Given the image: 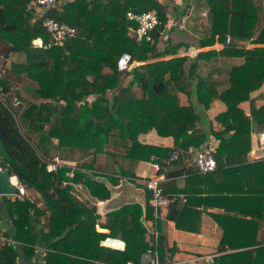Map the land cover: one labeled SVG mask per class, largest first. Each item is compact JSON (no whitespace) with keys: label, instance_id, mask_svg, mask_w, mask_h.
Returning <instances> with one entry per match:
<instances>
[{"label":"trees","instance_id":"trees-1","mask_svg":"<svg viewBox=\"0 0 264 264\" xmlns=\"http://www.w3.org/2000/svg\"><path fill=\"white\" fill-rule=\"evenodd\" d=\"M31 1L0 0V38L7 44L0 57V166L8 168L43 196L42 207L16 199L10 203L27 207L22 226L32 227L27 211L33 210L36 218L38 214L45 217L48 229L42 231V238L54 239L44 256L46 264H65L57 260L61 239L56 238L62 236L68 226L72 229L73 223L76 227L70 231L72 234L85 237L88 233L91 237L82 246L86 250L76 252L97 257L90 251L106 233L97 232L94 227L93 202L77 197L72 189L84 184L93 199H106L110 189L101 179L103 173L114 182L134 176L118 159L113 146H123L124 159L151 160L164 165L172 149L184 150L175 161L190 158L186 150L201 147L211 135L218 139L214 149L216 168L199 173L192 167L194 171L189 178L220 181L227 186L217 189V192L225 189L226 193L215 195L214 191L212 197L237 202L231 205L222 202L225 216L215 215L224 229L219 249L235 248L236 243L230 239L233 233L257 223L256 218L261 216L255 211L248 217L251 219H244L245 212L239 206L243 198L258 189L259 170L264 165L263 158L251 161L246 157L251 146L252 123L264 127V103H257L264 98V92L250 96L264 81L261 0H206L212 15L209 35L211 40L217 35V40L224 44L222 49L138 64L130 70L127 84L122 78L124 71L117 67L121 52H129L134 61L176 51L177 45L157 48L169 19L170 0H57L54 6L41 12L28 7ZM150 9L155 11L158 23L149 31V39H140L134 32L138 22L130 19L127 11ZM47 16L74 26L75 33L61 44L45 45L51 39L42 25ZM37 37L42 39L43 46L33 43ZM248 42L258 45L247 47ZM11 52L24 53L25 61H10L5 65ZM227 58L231 60L228 67L213 64ZM23 75L36 82L35 96L28 98L30 94L22 87L25 83H21ZM137 87L142 90L141 95ZM181 93L186 99H181ZM89 95L94 97L90 100ZM214 99L222 101L225 109L209 116L207 110ZM246 99L250 103L249 114L239 106ZM152 128L159 135H171L173 146L140 142L138 134ZM34 132L37 136L33 141L31 133ZM51 148L79 150L83 155L104 153L113 156L112 168L103 171L91 160L74 165L73 176L67 175L72 165L52 171L46 167V160L52 156L49 155ZM263 186L264 183L261 188ZM51 189H55L56 197ZM147 191L145 211L141 203L128 202L107 213L105 224L110 229L109 234L125 241L123 250L103 247L111 254L107 256L109 261L136 263L146 251L152 255L157 251L159 264L173 261L176 247L166 245L161 219L154 217L149 203L152 194ZM183 191L187 192L185 187ZM211 192L205 188L206 194H213ZM171 194H167L169 200L174 199ZM183 207V212L188 211V203ZM169 208L168 216L171 215V206ZM82 214L86 218H81ZM175 224L182 228L177 219ZM15 225L16 230L21 227L18 220ZM154 226L158 232L156 241ZM7 250L13 249L7 247ZM4 251L0 249V264ZM214 260L218 264H264V246L225 252ZM13 261L14 254L6 264Z\"/></svg>","mask_w":264,"mask_h":264},{"label":"crops","instance_id":"crops-1","mask_svg":"<svg viewBox=\"0 0 264 264\" xmlns=\"http://www.w3.org/2000/svg\"><path fill=\"white\" fill-rule=\"evenodd\" d=\"M261 4L264 15V0H261ZM169 8V19L164 26L161 38L157 43V48L162 50L172 45H177L176 51L148 58L146 60L132 61L131 67L128 70H123L124 73L122 74V78L125 84L128 83L131 77L129 73L130 70L138 64L165 59L172 56L187 55L192 57L200 51H206L209 49H215L218 51L224 46L222 42L217 40V35H215L214 40H211L210 38L209 34L212 26V15L206 0H170ZM233 40L234 38L231 36V41ZM0 42H3V44L0 45V52H3L2 48L6 50L7 44L1 39ZM254 45L258 44L250 42L246 44L247 47ZM8 57H10V61L23 62L26 59L25 54L22 52H11L6 59H8ZM230 61L231 60L227 58L224 62L222 61L220 63L215 61L213 64L221 66L225 65L228 67ZM87 77L89 78V76ZM22 80L21 83L28 84L23 78ZM19 81H21V79ZM30 84L35 86L34 89H36L37 84L35 81L30 80ZM261 90L264 91V81L258 89L250 92V96L257 94ZM136 91L141 95L142 90L139 87L136 88ZM180 96L181 99H186L185 94L181 93ZM93 97V95H89L87 98L91 100ZM257 103H264V98L258 99ZM239 106L246 114L250 113V103L248 99L242 100L239 103ZM224 109L225 104L218 99H214L211 107L207 110V114L213 116ZM259 127L260 126L256 123H252V130L259 129ZM138 140L142 143L166 147H172L174 142L171 135H159L154 128L138 134ZM109 145L111 147L113 146L111 143ZM117 147L123 149L122 145H117ZM117 151L121 152V155H118V159H121L123 163L127 165L126 167L133 172L134 176L129 178V180L122 178L120 181L114 182L107 177V173H103L101 179L104 180L106 186L110 189V196L108 198L93 199L84 187V184H78L72 189V193L77 197L88 198L93 202L91 206L95 207V209L92 210L95 215V217L92 218L95 221L94 227L97 232L106 233L104 237L98 239V242L94 244V248L90 251L97 255V257L81 255L76 252L79 250L85 251L86 249H83L82 246L88 239H91V237H88V233L85 237L72 234L70 231L76 227V224L73 223L72 229L68 226L67 230L64 231V234L56 238L57 240L61 239L58 245V250L61 252L57 254V260L65 262V264H118L107 259V256H111V254L106 252L103 248L108 247L123 250L107 245L103 242V239L106 236L118 238L109 234L110 229L105 224L108 220L107 213L128 202L141 203L143 211H145L144 206L148 191L140 182V179L143 176L152 175L154 169L151 160H139L138 162H134L122 157L124 151L122 152V150L120 151L119 149ZM58 153L61 154L59 155L65 159L67 163L75 166H78L81 162L94 160L95 167L103 171L112 168V162L114 159L113 156L109 157L104 153L93 155L88 152L83 155L79 150L68 151L65 148L59 150L51 148L49 150V155ZM81 155H83V157ZM246 157L248 160L253 161L250 156V149L247 152ZM192 167L194 166L191 157H184L182 160L173 161L170 164H164L163 168L160 170L164 175V179L162 180L164 190L167 194H171L172 191L174 193L173 195H170L174 199H170L168 205L160 209L158 216L161 219V228L166 235V245L169 247H176L173 254V261L166 264H199L202 262H213L214 264H218L214 258L225 252L244 250L257 245L264 246V186L261 188L262 183H264V165H261L259 170V180L261 184H259L258 189L250 192L247 197L243 198L242 205L238 204L240 207L242 206V210L245 212L242 216L244 219H251L248 217L255 211L261 214V216L256 218L257 223L245 225L242 227L241 232L233 233L230 239L232 242L236 243V246L235 248H228L226 250L219 249L224 229L217 221L215 215H221L223 218L226 214L223 209V203L231 205L237 204V202H231L225 199H221L220 201V199L212 197L215 192V195H220L222 192L226 193L225 189L217 192L218 188L227 187L222 185L224 183H219L220 181L203 182L200 178L190 180L189 177H192L194 171ZM187 178H189V180H187ZM22 183L26 186L27 194L26 198L20 201H29L42 207L44 200L41 193L29 187L24 182ZM184 187L187 192L183 191ZM206 187L209 188L213 194H206ZM50 191L54 194L53 197H56L55 189H51ZM184 192L187 193L188 196H186ZM183 196L185 197V200H182ZM14 200L15 199H13L10 194H0V237L2 239L0 249L5 250L1 255V264H6L12 254H14V261L12 264H46L44 256L49 244L54 241V239L44 240L42 238V231H47L48 229L45 217L38 214V217L36 218L33 210L27 211V218H29L32 227H27L26 225L22 226V219H24V214L26 212L25 208L27 207L10 203ZM187 203L188 211L183 212V205ZM170 206L171 215L168 216L167 212L170 209ZM246 210L249 212L246 213ZM46 213H49V211ZM230 213L234 214L233 212ZM81 218H86V215L82 214ZM176 219L179 221L181 224L180 227L182 228L176 226ZM16 220L19 221V225L21 226L17 228V230L15 227ZM88 232L90 233V231ZM118 239L122 240L121 238ZM123 242L125 244V241ZM7 247H11L13 250L8 251ZM102 248L103 250H101ZM206 254L213 255V260H204L203 256ZM125 264H153V255L149 251H146L142 253L139 259H136V263L128 260Z\"/></svg>","mask_w":264,"mask_h":264},{"label":"built area","instance_id":"built-area-1","mask_svg":"<svg viewBox=\"0 0 264 264\" xmlns=\"http://www.w3.org/2000/svg\"><path fill=\"white\" fill-rule=\"evenodd\" d=\"M57 3V0H32L29 4V8H35L38 11H42L46 8L52 7ZM127 15L130 19L136 20L138 26L134 29L136 36L138 38L145 37L150 38L149 31L155 27L158 23V17L154 10H143L141 12H135L132 10L127 11ZM42 25L51 35V39L45 45L49 46L52 44H61L68 37L75 33L74 26L56 20L53 17H45L42 20ZM230 40V36L227 37V41ZM33 43L37 46H43L44 43L40 37L33 40ZM132 65L131 55L127 51L121 52L117 58V67L120 70H128ZM217 144L212 140L207 141L204 145L199 148L189 147L186 152L191 156L192 164L194 169L199 173H207L216 168V158L214 156V149ZM184 150L172 149L169 156L164 160L165 164H170L179 158ZM250 156L251 159L264 158V127L251 131V146H250ZM63 165H70L65 159H63L59 154H53L50 158L46 160V167L49 170L56 171L59 167ZM152 167L154 173L149 176H143L140 182L151 191L150 205L153 207L154 217L159 216L160 209L167 206L169 203V197L164 191L162 185V180L164 175L160 170L163 168V164L157 161H152ZM4 167L0 166V169ZM74 165L67 171V175L73 176ZM9 182L13 185L14 190L10 193L13 199L24 200L26 198V186L19 180L15 173H9ZM185 200V197H182ZM153 233L155 241L157 240L158 232L156 226L153 228ZM103 242L107 245H111L120 249H124L125 244L122 240L110 236H106ZM2 244V239L0 237V245ZM206 261H212L213 255L206 254L203 256ZM153 264H159L157 261V251L153 254Z\"/></svg>","mask_w":264,"mask_h":264},{"label":"rangeland","instance_id":"rangeland-1","mask_svg":"<svg viewBox=\"0 0 264 264\" xmlns=\"http://www.w3.org/2000/svg\"><path fill=\"white\" fill-rule=\"evenodd\" d=\"M1 39V38H0ZM231 42V41H230ZM1 44H3V42H0V45ZM3 49V51H5L4 50V48H2ZM3 55H2V51L0 52V57H2ZM0 61H1V59H0ZM9 62H10V57H8V59H6L5 60V65H8L9 64ZM6 68V67H5ZM16 78V80H19V78H18V76L17 75H14ZM22 78H24V80L28 83V84H25V86H22L25 90H26V93H27V95L28 94H30V96H28V98H30L31 97V95H34L35 96V94H36V90L34 89V87L35 86H33L32 84H30V80L28 79V78H26L25 77V75H23L22 76ZM21 85V84H20ZM261 86V85H260ZM258 89V88H257ZM256 90V89H255ZM259 92H264L263 90H261V91H259ZM258 92V93H259ZM257 93V94H258ZM256 95V94H255ZM254 96V95H253ZM33 100H36V98H34ZM256 130V129H255ZM36 136H37V133L36 132H34V133H31V138H32V140L34 141L35 139H36ZM250 138H251V135H250ZM209 140H212L213 142H216L218 139L216 138V137H214V136H210V138H209ZM251 141V140H250ZM113 149H114V151L116 152V153H118V155H120V153L118 152V151H116V150H123L124 151V149H121L120 147H112ZM113 149H112V151H113ZM60 154V153H59ZM61 155V154H60ZM215 156V155H214ZM216 158V157H215ZM216 163H217V161H216ZM216 166H217V164H216Z\"/></svg>","mask_w":264,"mask_h":264},{"label":"water","instance_id":"water-1","mask_svg":"<svg viewBox=\"0 0 264 264\" xmlns=\"http://www.w3.org/2000/svg\"><path fill=\"white\" fill-rule=\"evenodd\" d=\"M9 169H0V194H10L14 187L9 182Z\"/></svg>","mask_w":264,"mask_h":264}]
</instances>
